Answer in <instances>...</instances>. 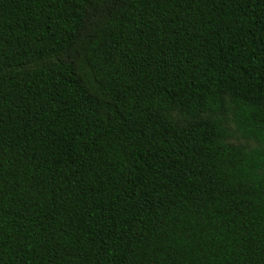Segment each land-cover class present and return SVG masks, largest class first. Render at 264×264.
Returning a JSON list of instances; mask_svg holds the SVG:
<instances>
[{
	"label": "trees",
	"instance_id": "1",
	"mask_svg": "<svg viewBox=\"0 0 264 264\" xmlns=\"http://www.w3.org/2000/svg\"><path fill=\"white\" fill-rule=\"evenodd\" d=\"M0 264H264V0H0Z\"/></svg>",
	"mask_w": 264,
	"mask_h": 264
},
{
	"label": "rangeland",
	"instance_id": "2",
	"mask_svg": "<svg viewBox=\"0 0 264 264\" xmlns=\"http://www.w3.org/2000/svg\"><path fill=\"white\" fill-rule=\"evenodd\" d=\"M238 141H240V142H241L242 140H241V139H238Z\"/></svg>",
	"mask_w": 264,
	"mask_h": 264
}]
</instances>
